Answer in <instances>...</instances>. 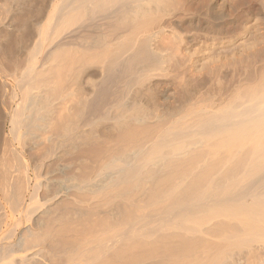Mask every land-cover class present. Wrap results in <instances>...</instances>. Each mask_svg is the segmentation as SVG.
<instances>
[{"label":"bare ground","instance_id":"1","mask_svg":"<svg viewBox=\"0 0 264 264\" xmlns=\"http://www.w3.org/2000/svg\"><path fill=\"white\" fill-rule=\"evenodd\" d=\"M228 1L0 0V264H264V0Z\"/></svg>","mask_w":264,"mask_h":264},{"label":"rangeland","instance_id":"2","mask_svg":"<svg viewBox=\"0 0 264 264\" xmlns=\"http://www.w3.org/2000/svg\"><path fill=\"white\" fill-rule=\"evenodd\" d=\"M221 1L223 2V0H220V2H221ZM226 1H228V0H226ZM229 1L231 2L232 0H229ZM229 1H228V2H229ZM222 2H221V3H222ZM227 7H228V4H227ZM260 27H261V28H260ZM259 28H260V30L262 29L261 32H264V24H263L262 22L259 23ZM254 33H255V31L252 30V34H251V35H253ZM251 35H250V36H251ZM250 36H249V37H250ZM247 37H248V36H247V34H246V39H245V38H244V39H245V40L249 39V37H248V38H247ZM55 173H56V176H55ZM53 175H54L55 177H58V176H60V173H59V172H53Z\"/></svg>","mask_w":264,"mask_h":264}]
</instances>
